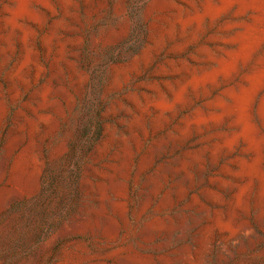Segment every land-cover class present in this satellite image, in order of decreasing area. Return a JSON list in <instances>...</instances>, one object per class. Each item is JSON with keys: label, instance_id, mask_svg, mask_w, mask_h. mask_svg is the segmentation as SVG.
Segmentation results:
<instances>
[{"label": "rangeland", "instance_id": "obj_1", "mask_svg": "<svg viewBox=\"0 0 264 264\" xmlns=\"http://www.w3.org/2000/svg\"><path fill=\"white\" fill-rule=\"evenodd\" d=\"M47 1L53 9L33 6L40 23H25L40 72L30 64L28 86L16 82L13 91L19 33L0 58V264H264L260 182L239 166L254 154L243 139L225 148L239 134L234 118L185 131L194 113H220L213 102L243 84L264 44L229 79L188 89L182 103L173 97L189 74L216 68L206 53L219 58L231 49L225 40L253 12L235 5L206 18L192 38L182 21L202 14L204 0H69L68 15L59 0ZM7 7L12 0H0V40ZM55 21L63 22L56 35L75 67L72 73L63 63L58 78L57 44L43 46ZM49 82L60 91L52 97L57 111L39 105ZM263 97L264 87L250 114L264 140ZM160 100L173 106L156 124ZM27 152L32 158L17 182L15 164Z\"/></svg>", "mask_w": 264, "mask_h": 264}, {"label": "bare ground", "instance_id": "obj_2", "mask_svg": "<svg viewBox=\"0 0 264 264\" xmlns=\"http://www.w3.org/2000/svg\"><path fill=\"white\" fill-rule=\"evenodd\" d=\"M59 3L64 11V14L68 15L72 5L71 2L69 0H59ZM41 4L48 9H53L50 2L47 0H12V7H7L3 11L5 19L3 21L4 34L0 40V58L5 59L12 51L15 33L20 34V44L22 47L21 62L10 78L13 91H16V82L21 86H28L29 82L23 75V72L28 66H30V64H34L37 72H40L41 67H39L36 63L35 54L29 48V40L32 34L25 26V23L29 21L40 23V21H42L40 15L33 9V6ZM235 5H237L241 12L247 10L252 11V22L250 24H242L238 26L239 30L228 40H225V43L231 46V49L227 48L228 50H223L219 58H213L206 53L208 59L214 61L216 68L210 72L205 71L204 73L189 74L190 78L186 86H182L173 92L175 104L185 101L186 97H188V89H191L195 93H199L206 91L210 86L214 85L219 77L229 79L240 66L248 65L257 51L264 44V0H218V3H214L211 0H204L202 14H196L193 17L184 19L182 21V26L183 28L191 27V37L195 38L202 30V26L206 18L214 20L220 14L228 11ZM62 25V21L54 23L50 32L43 39V46L48 51L51 50L54 43L57 44V52L52 63L54 76L57 78L63 73V63L67 65L70 72L75 73L74 65L66 59L65 45L63 42L59 41L56 35V32L62 27ZM167 33L171 32L169 31ZM52 84L53 83L49 82V84H46L38 93L40 101L39 105L41 109L57 111L58 104L56 101L52 100V97L55 94L60 93V91L55 90ZM263 87L264 56L254 64L251 71L244 77L242 85L237 88H228L223 93L221 98H218L215 102L212 101L214 103L212 107L220 112L219 114L214 113L208 117L203 113H194V116L185 124V131H187L192 125L197 128H201L211 123H217L224 116H231L234 118V124L235 127L238 128L239 134L233 138H226L225 148L228 150L231 149L233 143L237 139H243L246 142L248 150L254 154V158L250 162H241L239 166L243 172L250 173L249 176L251 178L256 177L259 180L261 187V201L264 200V172L260 169L264 150V140L257 136V131L251 120L250 111L255 97L263 89ZM168 102L165 100L156 102L158 110L156 124H160L164 120L165 113L172 109L173 105ZM259 104L258 111L264 123V97ZM41 120L47 126L52 124V120L49 117L42 118ZM139 121L140 119L137 120V124H139ZM29 124L31 128V136L33 137L36 133V123L32 121ZM215 152L217 153L218 149H216ZM31 158V154L27 152L18 160V162H16L14 173H16L17 182L22 181L26 165ZM194 159L197 160L198 157ZM249 191L250 184L242 188L239 192L240 194L237 201H244Z\"/></svg>", "mask_w": 264, "mask_h": 264}]
</instances>
